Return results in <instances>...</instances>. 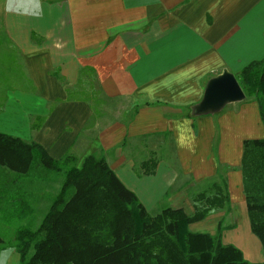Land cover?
Instances as JSON below:
<instances>
[{"label":"crops","instance_id":"obj_1","mask_svg":"<svg viewBox=\"0 0 264 264\" xmlns=\"http://www.w3.org/2000/svg\"><path fill=\"white\" fill-rule=\"evenodd\" d=\"M12 7L0 0V45L18 60L6 71L20 76L0 80V132L34 141L53 158L102 153L150 214L160 205L184 209L195 183L222 175L230 199L225 211L233 213L235 199L245 231L232 238L236 222L222 224V243L264 262L240 172L243 141L264 138L257 103L244 96L198 110L212 78L264 57V0H39L38 7L37 0H13ZM82 70L94 74L106 101H127L114 121L106 115L90 125L91 102L70 89ZM151 158L155 173L147 175ZM30 205L31 213L0 205V216L21 211L11 222L0 218V231L31 222L36 228L44 213L35 199ZM204 221L189 229L215 234ZM0 264H20L19 254L1 250Z\"/></svg>","mask_w":264,"mask_h":264},{"label":"trees","instance_id":"obj_2","mask_svg":"<svg viewBox=\"0 0 264 264\" xmlns=\"http://www.w3.org/2000/svg\"><path fill=\"white\" fill-rule=\"evenodd\" d=\"M31 37L36 40L34 33ZM234 76L245 96L256 101L264 127V57L249 62ZM156 163L154 158L146 160L144 166L150 170L144 174H154ZM240 166L250 230L264 254V138L243 141ZM37 167L62 176L56 194L49 195L43 185L35 193L20 188L21 178L29 179ZM222 186L213 183L212 194H196L191 215L170 207L151 215L102 153L89 154L81 162L70 153L53 158L34 141L0 132V205H15L31 213L35 195L43 193L50 199L36 228L18 224L11 239L0 235V251L13 247L20 264H264L250 262L239 248L223 244L221 221L215 234L189 229L213 209L230 210L226 184ZM20 215L21 211H15L0 218L11 222Z\"/></svg>","mask_w":264,"mask_h":264},{"label":"rangeland","instance_id":"obj_3","mask_svg":"<svg viewBox=\"0 0 264 264\" xmlns=\"http://www.w3.org/2000/svg\"><path fill=\"white\" fill-rule=\"evenodd\" d=\"M2 31V28L0 26V32ZM3 43V42H2ZM2 45H0V80H3L5 78H15L16 76L19 77L20 76V72L16 69H13L12 71H6L4 66H9L10 68H13V66H17L18 64V60L16 59V55L13 53L11 55H9V53L4 52L5 49L4 47H1ZM7 74V76H6ZM8 89V86H7ZM73 92V96L74 97H83L88 99L91 102L92 105V110H93V116L91 118V124L94 123L97 119H99L100 117H106V115L109 117L107 118L108 121H114L115 119L112 117V115L118 111V109H121L123 107L127 106V101H124L123 103H118L117 101L111 100L109 99L108 101H106V99L108 98H104L102 97L101 93H100V89L97 85V79L94 76V74L92 72H90L89 70H82L81 73V77L80 80L78 82V84L76 86H74V88H70ZM2 92L4 93V88H2ZM132 108H130L128 110V114L127 116L129 117V115L132 112ZM211 111V110H210ZM127 117V118H128ZM100 121V120H99ZM98 154V153H97ZM79 162L82 161V158H78ZM37 164V163H35ZM37 166V165H35ZM38 168V169H37ZM34 170V173L31 177H29V179H25L24 177L21 178L20 181V188H23L24 190H27L28 192H36L37 189L43 185V190H48V192L50 193L49 195L52 194H56L59 189H60V185L62 182V176L55 174V173H48L46 172L44 169H42L41 167H37ZM10 174V173H9ZM189 178V177H188ZM45 179V182H44ZM222 175L221 176H217L215 179H211L209 181H205L202 183H195L196 184V188H194L193 190L190 191L189 194V198L186 202L183 201L182 205H184V209L185 211L191 215L193 213V205L195 204L193 201V197L198 194L199 192H205L206 194H212L213 193V188L211 187L212 182H216L219 185L222 186ZM9 181V180H7ZM8 185V184H7ZM174 190V189H173ZM35 201L37 203L36 208H38L39 213H45L47 208L50 205V199L46 198V199H41L39 195H35ZM2 201L4 200V197L1 199ZM232 202L234 203L233 206V213H228L225 211V209H213L211 213H209V215H207V217L205 218V221L203 222L204 224L207 225L208 229L210 230H216L217 228V222L219 221V219H223L222 220V224H232L233 220L236 222L237 224V229H235L234 231H229L230 234H232V238H236V237H243V231L241 229V224H240V215L236 214L238 212V206L236 205L237 201L235 199L232 200ZM243 206V203H241ZM164 208V205H160L158 206V213L160 212V210ZM157 214V213H156ZM222 214H224V216H222ZM233 214V215H231ZM44 215V214H43ZM151 215H155V213H152ZM40 217V215H39ZM201 223V222H200ZM199 222L194 223V225L192 226V229H198L199 227ZM31 225L32 224H28ZM233 226V225H230ZM195 227V229H194ZM1 232V231H0ZM245 232V231H244ZM4 232H1L0 235H2ZM12 233H4L3 237L5 239H11L12 238ZM235 236V237H233Z\"/></svg>","mask_w":264,"mask_h":264},{"label":"water","instance_id":"obj_4","mask_svg":"<svg viewBox=\"0 0 264 264\" xmlns=\"http://www.w3.org/2000/svg\"><path fill=\"white\" fill-rule=\"evenodd\" d=\"M244 96L245 94L234 74L224 71L209 81L198 105V110L215 109L225 102L240 100Z\"/></svg>","mask_w":264,"mask_h":264},{"label":"clouds","instance_id":"obj_5","mask_svg":"<svg viewBox=\"0 0 264 264\" xmlns=\"http://www.w3.org/2000/svg\"><path fill=\"white\" fill-rule=\"evenodd\" d=\"M13 0H6V9L9 11L14 10L13 7ZM39 6V0H37V7Z\"/></svg>","mask_w":264,"mask_h":264}]
</instances>
